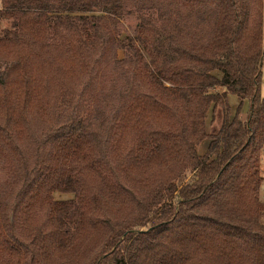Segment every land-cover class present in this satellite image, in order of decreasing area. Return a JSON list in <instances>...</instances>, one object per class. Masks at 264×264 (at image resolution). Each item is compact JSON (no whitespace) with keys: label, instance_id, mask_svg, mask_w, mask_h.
Here are the masks:
<instances>
[{"label":"trees","instance_id":"trees-1","mask_svg":"<svg viewBox=\"0 0 264 264\" xmlns=\"http://www.w3.org/2000/svg\"><path fill=\"white\" fill-rule=\"evenodd\" d=\"M262 3L0 0V264H264Z\"/></svg>","mask_w":264,"mask_h":264},{"label":"rangeland","instance_id":"rangeland-1","mask_svg":"<svg viewBox=\"0 0 264 264\" xmlns=\"http://www.w3.org/2000/svg\"><path fill=\"white\" fill-rule=\"evenodd\" d=\"M147 16H150L153 20L154 25L156 28L160 29V33H191V32H198L200 30L201 24L199 27L194 25L196 21V16L188 11H184L182 15H172L170 19L165 16L164 19H161L157 15V10L152 8L150 10L144 11ZM138 21V17L136 14L126 15L123 19L120 20L121 29L125 32H132L136 23ZM261 23H262V30H263V44H264V0L262 3V13H261ZM118 56L122 57L123 52L119 50ZM260 95L264 97V48L262 54V63H261V84H260ZM238 98L234 95L229 96V101L231 104H235ZM249 106L248 100L244 101V107L242 111V117H246L247 108ZM206 142H202L198 146V151L203 153L206 148ZM260 174L263 178L261 187H260V196L264 199V145L260 152Z\"/></svg>","mask_w":264,"mask_h":264}]
</instances>
